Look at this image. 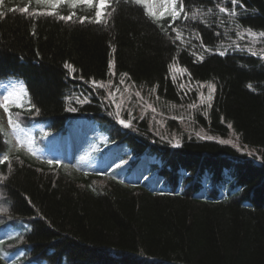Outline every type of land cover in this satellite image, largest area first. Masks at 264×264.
I'll list each match as a JSON object with an SVG mask.
<instances>
[{"label": "trees", "instance_id": "16d2710c", "mask_svg": "<svg viewBox=\"0 0 264 264\" xmlns=\"http://www.w3.org/2000/svg\"><path fill=\"white\" fill-rule=\"evenodd\" d=\"M97 9L0 0V95L15 101L0 111V264H264V0H108L100 23ZM119 77L169 128L189 95L195 128L233 132L257 159L122 127L93 85ZM5 115L54 163L14 150Z\"/></svg>", "mask_w": 264, "mask_h": 264}, {"label": "rangeland", "instance_id": "374dc122", "mask_svg": "<svg viewBox=\"0 0 264 264\" xmlns=\"http://www.w3.org/2000/svg\"><path fill=\"white\" fill-rule=\"evenodd\" d=\"M146 1L154 11L161 10L165 5V0ZM261 53L264 57V51H261ZM171 73L174 77L181 79L185 78L186 75L185 71L177 65H175V67L171 69ZM93 85L97 86L100 90H104V92L109 95L108 101H111L114 108L116 109L114 118L118 121V123L120 119H124L125 122L130 123L131 127V123L135 122L136 124H138V122H141V120L145 119L147 121V124L150 126L149 130L165 141L175 142V140H179L181 146L183 138L187 137H199L203 140H213L219 142L221 140H228L231 141V143L228 144L235 145L236 147L239 146L238 148L241 152L247 153L248 155H250V157H253L255 159H257L258 157L253 150L240 145V142L233 132L230 133L228 138L220 139V137L212 135L204 129L195 128V125L191 119L192 117L190 115V109L193 110L195 109V107H193V103L189 102V95H187L186 97L184 96L183 103L179 108L176 109L177 111L174 112L173 107L171 106L172 108L170 109L172 113L169 114V117L170 119L176 121L178 125L174 126V128H169L164 117V114L166 113L164 110L157 106L155 98L150 95H146L144 97L142 96V94L137 95V89L133 88L128 83L125 77L114 78L107 84L94 83ZM208 94L209 88H207L206 90L201 89V100L208 101ZM6 98H8L9 101L8 105H10L13 101V98L8 93H2L0 95L1 112L5 110L2 105H4ZM178 112H180L181 115H178ZM117 113H119V116L117 115ZM133 115H138L137 117L139 118V120L138 118H133ZM4 119V129L7 133V140L9 143H11L12 148L14 150H20L22 152L31 154L29 148L30 136L24 132L13 131V124L9 122L6 115L4 116ZM197 133H201V136H203V138L197 136ZM94 134L95 133L93 131L86 129L83 135L84 137L91 138ZM208 137H211V139H209ZM35 158L38 161L47 162L49 160H54L55 156L51 153L46 152L36 154ZM79 163L80 165H82V169H90L88 163H86L84 160H80Z\"/></svg>", "mask_w": 264, "mask_h": 264}, {"label": "snow or ice", "instance_id": "6c2138e0", "mask_svg": "<svg viewBox=\"0 0 264 264\" xmlns=\"http://www.w3.org/2000/svg\"><path fill=\"white\" fill-rule=\"evenodd\" d=\"M39 2V0H38ZM64 2H69V0H50V6L52 8H56L59 4L61 3H64ZM71 3H73L74 5L76 3H93V0H70ZM135 3H140V0H134ZM238 0H231V3L232 4H237ZM173 3H174V0H173ZM108 7V0H98V9L96 11V23H100L103 19V17L105 16V9ZM219 11L221 13H224L226 11V9L224 7H221L219 9ZM47 15H53L52 12H49L47 13ZM176 15H178V13H176L175 11H173V16L175 17ZM61 20H64L66 19L65 17L61 16L60 17ZM67 19H71V17H68ZM261 36H264V32L260 33ZM221 55H223V53H221ZM112 67V63L110 62L109 63V68ZM208 88H209V94H208V101H211L212 99V93L214 92V86L213 85H208ZM137 95H139V93H137ZM8 98L5 99V103L4 105H2L4 108H5V111H8ZM12 103H15V101H12ZM76 109L75 108H71L70 111H75ZM117 115L119 116V113H117ZM10 123H12L11 119L9 120ZM119 123L125 127V128H128L130 127V123H127L125 122L124 119H120L119 120ZM20 130V126L19 124H14L13 125V131H19ZM197 136H200L201 138H203V136H201V133H197ZM209 139H211V137H208ZM169 143L172 144L173 147H179L180 146V141L179 140H175V142L173 141H169ZM220 143L222 144H228V143H231V141H228V140H221ZM235 146V145H233ZM30 150L34 151V149H31ZM49 164H53L54 162L49 160L48 161ZM119 167V166H118ZM6 211L5 209H0V212H4Z\"/></svg>", "mask_w": 264, "mask_h": 264}]
</instances>
